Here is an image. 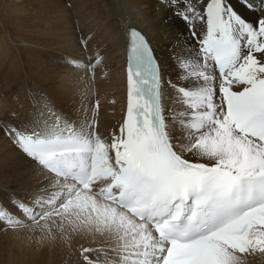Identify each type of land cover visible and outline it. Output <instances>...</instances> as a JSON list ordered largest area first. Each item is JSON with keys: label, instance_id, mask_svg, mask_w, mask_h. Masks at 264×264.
<instances>
[{"label": "bare ground", "instance_id": "1", "mask_svg": "<svg viewBox=\"0 0 264 264\" xmlns=\"http://www.w3.org/2000/svg\"><path fill=\"white\" fill-rule=\"evenodd\" d=\"M0 8L13 19L4 31L28 43L27 48H20V53L30 77L25 87V72L23 75L22 69L8 65L19 57L12 55L6 42L0 40L1 89H6L5 80L17 84L16 92H0V194L7 198L0 212L7 213L5 208L18 206L10 202L3 189L27 190L24 187L33 184L38 185L35 190H41L36 194L48 200L40 202L39 207L46 204L56 209L51 219L41 220L32 210L26 217L31 225L1 231L0 264H137L143 243L154 237L149 226L104 201L99 194L76 189L55 176L31 152L25 154L21 139L71 136L93 142L99 152L116 144L123 135L126 51L128 33L134 27L148 37L159 59L162 108L169 138L182 157L188 161L195 159L194 153L200 149L193 136L202 134L193 133L185 140L180 122L183 118L191 119L198 109L191 103L178 102L183 97L167 84L169 79L176 81L177 68L173 63L189 58V36L183 34L178 38L181 27L170 22L168 9L160 0H0ZM241 11L250 18L253 15L247 9ZM69 57L75 58L73 65L83 64L78 62L81 59L89 61L91 66L84 77V70H77L70 62L65 67L51 64ZM73 70L75 74L71 73ZM111 99H116V103H111ZM100 101L101 110L97 111ZM8 102L12 105H5ZM241 138L257 143L249 136ZM73 190H79L76 196L63 202L66 193ZM58 195L61 199L55 201ZM19 204L21 207L11 210L19 212L23 206L26 208L21 200ZM112 245L113 261L105 259L106 253L104 258L95 256L97 250ZM218 250H223L221 256L226 253L235 257L236 264H264L261 252L242 253L223 246Z\"/></svg>", "mask_w": 264, "mask_h": 264}, {"label": "snow or ice", "instance_id": "2", "mask_svg": "<svg viewBox=\"0 0 264 264\" xmlns=\"http://www.w3.org/2000/svg\"><path fill=\"white\" fill-rule=\"evenodd\" d=\"M160 3L168 9L170 22L181 27L178 38L183 34L190 38L189 58L173 63L176 81L169 79L167 84L183 97L178 102L198 109L180 123L185 140L193 133L202 134L193 136L200 151L190 161L152 163L158 145L171 142L163 123L159 62L142 37L130 49L129 70L132 64L143 67L151 80L132 79L127 138H118L115 145L121 179L132 197L146 190L161 192L164 202L177 201L181 210L185 201H192L189 210L197 221L195 231L205 232L178 248L162 247L164 255L153 258L156 264H172L174 254L184 250L193 252L189 264H236L235 257L220 255L223 250L213 240H228L242 253H264V0ZM135 92L141 94L142 102H137ZM248 136L257 143L241 138ZM24 151L30 155L27 147ZM7 195L15 204V193ZM164 227L170 234L180 230L175 224Z\"/></svg>", "mask_w": 264, "mask_h": 264}, {"label": "rangeland", "instance_id": "3", "mask_svg": "<svg viewBox=\"0 0 264 264\" xmlns=\"http://www.w3.org/2000/svg\"><path fill=\"white\" fill-rule=\"evenodd\" d=\"M12 21H13L12 15L8 16V14L2 8H0V30L2 31V33L0 34V40H2L3 42H6L7 48L9 49V52L12 55H15L16 57H19L18 58L19 59V62H17L18 59L17 60L15 59V61H10L11 63L8 64V65H11L12 68H20V69H22L23 75H24V72H25V75L23 76V79H22V84L26 87L28 85V83L30 82V77L26 73L27 71L25 70L24 62L22 61V55L20 53V50H21L20 48H27L28 43H26L24 41H21L19 39H16L14 36H11L9 33H7V32L4 31V29L9 24L12 23ZM102 22L106 23V20H103ZM95 29L96 28L90 29L91 31L89 30L90 32L88 31V34L86 33L87 34L86 36H89L92 33V31H94ZM72 43L73 42L71 41L70 44H72ZM69 47H70V45H69ZM69 58L70 59H64V58H62L61 61H53L51 64L53 66H62V67H65L66 66V63L70 62L69 63L70 65L77 66V70H79V71L84 70V72L82 73V76L84 77L85 74H86V69L91 66V65H89V61L88 60H85V59L84 60L81 59V60H78V62L81 61L83 64H81V65H73L72 62L75 61V58L74 57L73 58L72 57H69ZM0 59H2L1 58V55H0ZM77 59H80V58H77ZM75 70H73V72H71V73L72 74H75ZM72 76L73 75H71V77ZM4 83H5L6 89L5 88L1 89V86H0V92H2V91L3 92H12V90L16 92V86H17L16 81H13V80H5ZM15 84H16V86H15ZM110 88H113V87H110ZM0 96H1V94H0ZM108 101H110V100H108ZM101 102L102 101H100V104L99 105L98 104L96 105V108H97L96 110L97 111L101 110V109L98 108L101 105ZM111 103H116V99H111ZM6 104L10 106V105H12V102L5 103V105ZM94 113L95 112L92 110V114L93 115H95ZM37 187H38L37 184H33V185L25 186L24 188L27 189V190H22L21 189L19 191H11L9 189H3V190L6 191V195L8 193H15V199L16 200L14 201V203L16 205H18V206H14V207H11V208L21 207L20 204H19V201L20 200L26 205V208H25V206H23L21 209H19V212L21 213L20 215H19V212L16 211V210H14V209L11 210V208H5V209H7V213H4L2 216H0V236L2 235L1 234L2 232L3 233H6V231H5L6 229H12V228L23 229L24 227L31 225L32 221L30 219L26 218V217L28 216V212L31 213L32 210H34L35 215L38 214V216H36V217L39 218L38 220H41V219H51L55 215V212L53 211V210H56L55 207L50 208L52 205L49 207L46 204H42V206L39 207V205H41L40 202L48 201V200L45 199L46 197L44 195H42V194L41 195H37L41 191V190H35V188H37ZM1 190L2 189L0 188V191ZM78 191L79 190L70 191L68 193V195L66 193V196H65L66 199L63 202L67 203L68 200L71 198L70 196L71 195L73 197L76 196V194L78 193ZM60 196L61 195H58V197H57V199L55 201H57L60 198ZM26 197H29L31 200L30 201L29 200L24 201ZM55 201H54V203H55ZM6 204H7V198L4 197L2 194H0V209L2 208L1 206H6ZM58 206L57 207L60 208V204H58ZM39 208H41V210ZM9 211H11V212H9ZM11 215H12V217H11ZM9 216L11 218L8 219V221H6L5 223H3L2 221L4 219H7ZM20 217L22 219H20ZM14 218H15V220H14ZM107 243H108V240H106L104 246L107 245ZM114 246L115 245H112V246H110L108 248L107 247H103V248L97 250L95 252V256H99V258H101V257L104 258V254L106 253L105 259H108L109 258L110 261H113L114 258H112L113 256L110 253H111V248H113ZM125 247H128V244L127 243L125 244ZM108 249L110 250V252H109ZM106 250H108V251H106ZM108 252H109V254H107ZM97 260H99V259H97ZM99 261H101V260H99ZM101 263L102 264H114V263H104L102 261H101ZM95 264H99V263L96 262Z\"/></svg>", "mask_w": 264, "mask_h": 264}]
</instances>
